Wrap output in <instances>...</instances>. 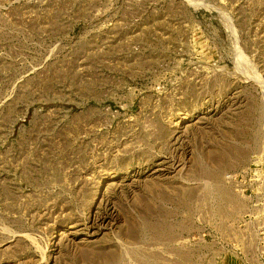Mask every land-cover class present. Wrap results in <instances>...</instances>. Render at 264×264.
I'll return each mask as SVG.
<instances>
[{
    "label": "rangeland",
    "instance_id": "obj_1",
    "mask_svg": "<svg viewBox=\"0 0 264 264\" xmlns=\"http://www.w3.org/2000/svg\"><path fill=\"white\" fill-rule=\"evenodd\" d=\"M0 264H264V0H0Z\"/></svg>",
    "mask_w": 264,
    "mask_h": 264
}]
</instances>
